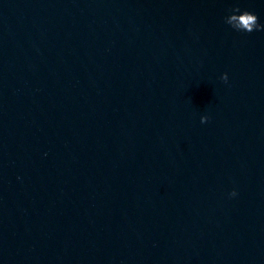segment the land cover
I'll return each mask as SVG.
<instances>
[{
  "label": "water",
  "instance_id": "obj_1",
  "mask_svg": "<svg viewBox=\"0 0 264 264\" xmlns=\"http://www.w3.org/2000/svg\"><path fill=\"white\" fill-rule=\"evenodd\" d=\"M237 7L264 24L0 0V264H264V30Z\"/></svg>",
  "mask_w": 264,
  "mask_h": 264
},
{
  "label": "clouds",
  "instance_id": "obj_2",
  "mask_svg": "<svg viewBox=\"0 0 264 264\" xmlns=\"http://www.w3.org/2000/svg\"><path fill=\"white\" fill-rule=\"evenodd\" d=\"M225 22L237 31L251 33L254 30H264V24L259 22L258 14L249 10L241 11L239 7L233 9L232 14L225 17ZM222 79L227 82L228 74L224 73ZM208 119L207 116H203L202 122H206ZM230 195H237L236 190L234 189Z\"/></svg>",
  "mask_w": 264,
  "mask_h": 264
}]
</instances>
